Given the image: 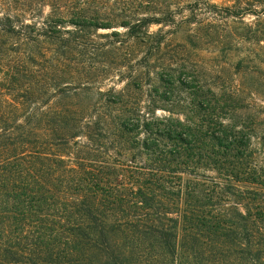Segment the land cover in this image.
I'll return each instance as SVG.
<instances>
[{
	"label": "trees",
	"instance_id": "obj_1",
	"mask_svg": "<svg viewBox=\"0 0 264 264\" xmlns=\"http://www.w3.org/2000/svg\"><path fill=\"white\" fill-rule=\"evenodd\" d=\"M13 2L0 0V264H264L260 125L135 152L107 100L79 110L72 85L45 78L48 32L17 27ZM164 74L150 90L177 104Z\"/></svg>",
	"mask_w": 264,
	"mask_h": 264
},
{
	"label": "rangeland",
	"instance_id": "obj_2",
	"mask_svg": "<svg viewBox=\"0 0 264 264\" xmlns=\"http://www.w3.org/2000/svg\"><path fill=\"white\" fill-rule=\"evenodd\" d=\"M13 1L17 27L48 32L45 78L72 85L79 110L107 100L135 152L175 150L169 133L189 127L226 129L233 141L244 127L264 131V0ZM161 72L182 91L177 104L151 92L166 84Z\"/></svg>",
	"mask_w": 264,
	"mask_h": 264
}]
</instances>
